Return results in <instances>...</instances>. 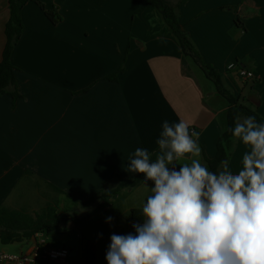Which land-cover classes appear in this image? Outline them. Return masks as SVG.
<instances>
[{
    "label": "crops",
    "instance_id": "crops-1",
    "mask_svg": "<svg viewBox=\"0 0 264 264\" xmlns=\"http://www.w3.org/2000/svg\"><path fill=\"white\" fill-rule=\"evenodd\" d=\"M38 1L59 19L52 23L34 2L20 13L23 31L10 56L15 84L0 95V209L23 213L27 207L10 198L38 184L43 210L61 213L132 179L129 157L139 147L155 160L165 120H184L200 134L202 164L215 156L228 103L156 9H142L145 0ZM161 1L225 90L264 119V0ZM8 19V0H0V61ZM237 68L253 78L239 79ZM245 151L233 142L232 171ZM133 209L142 211L128 214ZM127 215L124 235L132 229Z\"/></svg>",
    "mask_w": 264,
    "mask_h": 264
},
{
    "label": "clouds",
    "instance_id": "clouds-1",
    "mask_svg": "<svg viewBox=\"0 0 264 264\" xmlns=\"http://www.w3.org/2000/svg\"><path fill=\"white\" fill-rule=\"evenodd\" d=\"M189 129L165 120L155 160L139 147L129 157L127 171L154 186L135 235H111L108 264H264V123L238 115L225 129L247 148L237 172L228 152L217 172L202 164L200 134ZM186 157L195 158L177 163Z\"/></svg>",
    "mask_w": 264,
    "mask_h": 264
},
{
    "label": "trees",
    "instance_id": "trees-1",
    "mask_svg": "<svg viewBox=\"0 0 264 264\" xmlns=\"http://www.w3.org/2000/svg\"><path fill=\"white\" fill-rule=\"evenodd\" d=\"M29 2L36 3L45 16L52 22L58 21V16L52 12L44 9V6L38 0H8L9 19L5 25L6 42L3 49V57L0 61V95L9 93L8 88L14 86V70L10 61V56L15 47L22 31L23 25L20 18L22 8ZM152 7L156 9L162 16L165 24L169 28L172 36L177 41L181 52L184 56L189 57L201 69L205 76L213 83L216 92L222 96L228 103V108L225 112V126L220 134L216 144V153L212 159L204 157V162L212 172L219 170L220 161L225 159V153H230L229 150L233 147V140L231 133L225 131L226 128L234 127V118L240 116L241 118L254 116L257 123H264L257 113L250 108L241 106L223 87L219 75L210 67L204 65L190 40L187 33H185L177 20L175 11L165 5L161 0H145L142 9ZM12 97H15L14 92H10ZM143 178V174L136 173L130 180H117V185L107 191H103L85 202H79L83 207H89L96 201H99L97 207L104 208L108 205L110 199L114 198L120 190L124 188L132 189L138 186ZM59 192V190L55 189ZM141 210L133 209L126 217V221L131 225L134 223H143V216ZM67 215L59 214L54 207H47L40 213H36L33 217L27 214L0 209V242L2 244H9L12 242L28 241L35 233H46L48 235L54 234L59 227L64 226L70 220ZM76 224V222H75ZM133 228V227H132ZM96 246L90 241H84L82 245V264H97L96 262Z\"/></svg>",
    "mask_w": 264,
    "mask_h": 264
},
{
    "label": "rangeland",
    "instance_id": "rangeland-1",
    "mask_svg": "<svg viewBox=\"0 0 264 264\" xmlns=\"http://www.w3.org/2000/svg\"><path fill=\"white\" fill-rule=\"evenodd\" d=\"M38 186V184L35 185L32 192L24 196H18L19 191H16L10 201H21L20 203L26 206V209L36 207L40 211L35 213H40L43 210L44 202L40 197ZM148 186L154 185L148 181ZM149 187L143 184L138 189L125 188L120 190L118 195L110 200L104 208L97 207L99 201L89 207L67 203L66 210L61 211V213L71 219L69 220L72 221L73 226L59 227L54 234L50 235L43 233L42 239L45 245L65 248L69 252L68 262L75 263L81 260L83 242L90 241L96 246L98 264H108L105 257L111 243V235H124L126 229L124 217L128 214L127 211L132 207H143L147 197L151 195ZM24 188L26 189V186L21 189L20 193L24 191ZM26 209L23 213L29 214L30 211ZM109 217L112 218L111 221L108 220ZM26 243L27 241L9 244L0 242V251L18 254L20 251L24 252L27 249Z\"/></svg>",
    "mask_w": 264,
    "mask_h": 264
},
{
    "label": "built area",
    "instance_id": "built-area-1",
    "mask_svg": "<svg viewBox=\"0 0 264 264\" xmlns=\"http://www.w3.org/2000/svg\"><path fill=\"white\" fill-rule=\"evenodd\" d=\"M236 65L230 63L228 70L235 69ZM237 77L241 80H250L253 74L242 68H237ZM193 129L190 130V132ZM130 233L135 235V229L132 228ZM43 233H35L27 241V249L18 254H10L0 251V264H82V258L79 262L69 263V252L65 248H58L45 245L42 239Z\"/></svg>",
    "mask_w": 264,
    "mask_h": 264
},
{
    "label": "water",
    "instance_id": "water-1",
    "mask_svg": "<svg viewBox=\"0 0 264 264\" xmlns=\"http://www.w3.org/2000/svg\"><path fill=\"white\" fill-rule=\"evenodd\" d=\"M68 225H72L73 226L72 221L67 222L64 226L68 227Z\"/></svg>",
    "mask_w": 264,
    "mask_h": 264
}]
</instances>
